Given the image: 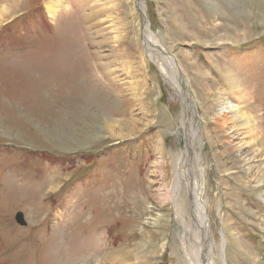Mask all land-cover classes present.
Masks as SVG:
<instances>
[{"label":"rangeland","instance_id":"374dc122","mask_svg":"<svg viewBox=\"0 0 264 264\" xmlns=\"http://www.w3.org/2000/svg\"><path fill=\"white\" fill-rule=\"evenodd\" d=\"M49 2L0 0V264H264V0Z\"/></svg>","mask_w":264,"mask_h":264},{"label":"bare ground","instance_id":"6f19581e","mask_svg":"<svg viewBox=\"0 0 264 264\" xmlns=\"http://www.w3.org/2000/svg\"><path fill=\"white\" fill-rule=\"evenodd\" d=\"M61 3H62V0H50L49 4L52 6L53 9H55L53 11L52 8H51V11H52L53 15H55L56 13L59 12L58 9H59V7H61ZM65 9L67 10V7H65ZM8 13H9V10L5 6H3L2 8L0 7V23L5 20V17L8 15ZM149 48H150L149 50L151 52V54H150L151 58H153L157 62L162 63L163 67L166 69V72L168 74V76H166V77H167V80H169L168 82L174 84V86L176 87L175 89H177L178 91H180L184 95H186L187 94V90H186L185 86L182 83H177V82H182L183 78H182V76L180 74L178 66L176 65V62L173 61L163 51L161 46H159L157 43H154L153 46L149 47ZM153 54H155V55L153 56ZM226 78H228V80H226L227 83H229L230 86L231 87L233 86L232 88H234L235 85H236V82L234 83V81H235L234 75L232 73H230V74H228V76ZM239 85L241 87V84H239ZM240 93L241 92L239 91V94ZM241 98H245V101L247 100V96L246 95L240 96V99ZM191 103H192V100L189 97V99L186 100L185 105H184V109H183L184 110L183 111L184 118L187 115V109H188V107H189V105ZM253 109H255V106H253V105H249L248 106L247 105V112H250ZM243 120H245L244 124H242L244 129L248 130V132L253 133L254 135L256 133V135H257V133L259 131V128H260V124L258 123V121H256V119H255V121H254V119L252 120L249 115L246 116V117H243ZM251 122H253V123H251ZM257 123H258V125H257ZM191 144H194L192 140H191ZM260 145H262V144H260ZM197 160L199 161V163H198ZM181 161H182V163L176 169L177 170L176 171V184H175V187H174L175 188V194L177 195V190H179L181 188V186H182V181H183V177H184V172H182V169H183V167H185V165H188L187 168H186L185 173L190 174L192 176H196L195 182L193 184V189H194V192L196 193V195H194L195 203L193 202V212H192L193 213V227H191V229H190V234L198 235L197 238L195 239V242L197 244H199V247L201 249V254L200 255L201 256H204V255L207 256V258H210V261H211V255H212L211 242L207 238V236H208L207 223H206L205 217L203 215L202 206L199 203L200 191L198 189V186L200 188L202 187V184H203L204 180L202 182H200V179H201V176H205V173H204L205 169L202 170L204 167L201 168V166L199 165L201 163V158L200 157L198 159H197V157L194 158V156H192V154L187 155V158H183V160H181ZM191 188H192V180H190V189ZM204 189H205V186H204ZM192 200H193V198H192ZM178 216L180 218L177 217V219L179 218L180 223L183 224L184 223V218H185L184 213L180 212V214ZM188 248H189V251L192 253V246H190ZM238 250H239V252H242L241 245L238 247ZM245 255H247V257H249L251 255V253L250 252L248 253V250H247L245 252ZM249 259H250V257H249ZM126 260L127 261H133V260H136V259H133V257H128V258L126 257Z\"/></svg>","mask_w":264,"mask_h":264},{"label":"water","instance_id":"95a60500","mask_svg":"<svg viewBox=\"0 0 264 264\" xmlns=\"http://www.w3.org/2000/svg\"><path fill=\"white\" fill-rule=\"evenodd\" d=\"M144 16H145V20L147 21V17H146L145 12H144ZM16 221H17L18 224H20L22 226H26L27 225V222L25 221V218H24V214L22 212H19L16 215Z\"/></svg>","mask_w":264,"mask_h":264},{"label":"crops","instance_id":"0c3cea01","mask_svg":"<svg viewBox=\"0 0 264 264\" xmlns=\"http://www.w3.org/2000/svg\"><path fill=\"white\" fill-rule=\"evenodd\" d=\"M9 63H15L16 64V63H19V62H11V61H9Z\"/></svg>","mask_w":264,"mask_h":264}]
</instances>
